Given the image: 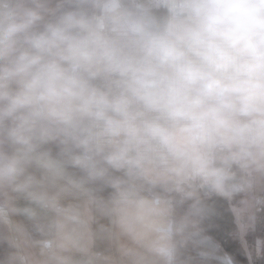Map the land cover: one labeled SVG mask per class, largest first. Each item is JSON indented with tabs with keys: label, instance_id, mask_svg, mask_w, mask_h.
I'll list each match as a JSON object with an SVG mask.
<instances>
[{
	"label": "clouds",
	"instance_id": "1",
	"mask_svg": "<svg viewBox=\"0 0 264 264\" xmlns=\"http://www.w3.org/2000/svg\"><path fill=\"white\" fill-rule=\"evenodd\" d=\"M261 178L264 0H0L9 264H176L183 222L155 193Z\"/></svg>",
	"mask_w": 264,
	"mask_h": 264
},
{
	"label": "trees",
	"instance_id": "2",
	"mask_svg": "<svg viewBox=\"0 0 264 264\" xmlns=\"http://www.w3.org/2000/svg\"><path fill=\"white\" fill-rule=\"evenodd\" d=\"M155 195L169 197L173 218L183 222L176 241V264H264V253L255 257L247 243L237 242L239 225L233 210L237 197L191 194L181 198L162 192ZM26 230L33 240L45 238V223L28 224ZM7 236V229L0 227V264H9L15 253ZM246 240H252L250 234Z\"/></svg>",
	"mask_w": 264,
	"mask_h": 264
},
{
	"label": "built area",
	"instance_id": "3",
	"mask_svg": "<svg viewBox=\"0 0 264 264\" xmlns=\"http://www.w3.org/2000/svg\"><path fill=\"white\" fill-rule=\"evenodd\" d=\"M192 194L219 195L227 197H237L238 203L235 219L239 225V232L236 235L238 243H247L249 252L255 257L264 253V191H259L255 180L243 185L234 186L225 192L208 191L197 189ZM250 234L252 240L247 241L246 235ZM34 242V240L32 239ZM37 258H39L40 248L33 244Z\"/></svg>",
	"mask_w": 264,
	"mask_h": 264
},
{
	"label": "crops",
	"instance_id": "4",
	"mask_svg": "<svg viewBox=\"0 0 264 264\" xmlns=\"http://www.w3.org/2000/svg\"><path fill=\"white\" fill-rule=\"evenodd\" d=\"M19 202H24L22 205L20 204L19 205V207H18V203ZM16 206H17V208H20V209H23V208H25V207H27V204H26V202L25 201H23V200H20V201H18L17 203H16ZM16 214H14V216H15ZM18 216V217H17ZM17 216L15 217V219H16V223H17V219H18V223L17 224H20V225H22L25 229H26V226L28 225V224H31V223H45L43 220H40V219H38V220H33V219H30L26 214H24L22 211L21 212H18L17 213ZM37 241H40V240H34V242H37ZM33 244H36V243H33ZM38 245V244H37ZM33 246V245H32ZM32 246L28 249V250H30V252L31 253H33V249H32ZM39 246V245H38ZM100 247H102L100 244L98 245V249L100 248ZM97 249V250H98ZM98 251H100V250H98ZM35 256H36V254H35V250H34V253H33Z\"/></svg>",
	"mask_w": 264,
	"mask_h": 264
},
{
	"label": "rangeland",
	"instance_id": "5",
	"mask_svg": "<svg viewBox=\"0 0 264 264\" xmlns=\"http://www.w3.org/2000/svg\"><path fill=\"white\" fill-rule=\"evenodd\" d=\"M255 184H256V187H257V189L259 190V191H264V178H261V179H257V180H255ZM161 197H164L167 201H169L170 202V199H169V197H167V196H161ZM24 202H19L18 203V207H19V205L21 204H23ZM171 204V203H170ZM16 206V205H15ZM17 207V206H16ZM171 210H172V207H171ZM233 210H234V212H236L237 211V208L236 207H233ZM17 216V213H16V215L14 216L13 215V219H14V222L16 223V219H15V217ZM18 217V216H17ZM17 223H18V219H17ZM101 223L102 224H106L107 222L106 221H101ZM100 245L102 246V247H100L98 250H100L101 252H104L105 254H109V251H110V249H109V246L106 244V243H100ZM32 251H33V253H34V248H33V246H32ZM28 251H30V250H28ZM36 254V253H35ZM37 257V256H36Z\"/></svg>",
	"mask_w": 264,
	"mask_h": 264
},
{
	"label": "water",
	"instance_id": "6",
	"mask_svg": "<svg viewBox=\"0 0 264 264\" xmlns=\"http://www.w3.org/2000/svg\"><path fill=\"white\" fill-rule=\"evenodd\" d=\"M11 218H12V220L14 221V219H13V215H12V217H11ZM14 250H15V252H16V249H14Z\"/></svg>",
	"mask_w": 264,
	"mask_h": 264
}]
</instances>
